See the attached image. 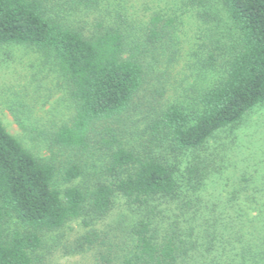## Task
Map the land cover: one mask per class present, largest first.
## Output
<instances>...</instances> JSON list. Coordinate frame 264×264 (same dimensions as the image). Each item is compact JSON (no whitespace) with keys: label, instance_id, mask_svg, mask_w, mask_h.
<instances>
[{"label":"trees","instance_id":"obj_1","mask_svg":"<svg viewBox=\"0 0 264 264\" xmlns=\"http://www.w3.org/2000/svg\"><path fill=\"white\" fill-rule=\"evenodd\" d=\"M219 1L223 35L198 12L207 38L197 62L216 75L166 100L176 12L138 18L127 0H0V45L37 49L66 85L73 112L50 145L101 159L80 187L81 162L57 170L0 121V264H48L57 251L89 253L91 264H264V180L235 174L230 145L214 141L264 104V0ZM177 2L187 10L206 0ZM56 172L70 184L61 193Z\"/></svg>","mask_w":264,"mask_h":264},{"label":"rangeland","instance_id":"obj_2","mask_svg":"<svg viewBox=\"0 0 264 264\" xmlns=\"http://www.w3.org/2000/svg\"><path fill=\"white\" fill-rule=\"evenodd\" d=\"M127 2H129L127 7L133 12L134 17H141L146 9L153 7L173 11L179 15L174 43L177 50L176 59L170 63L169 72L161 78L166 86L164 95L166 100L180 99L188 88L211 82L216 72L203 70L197 62L202 55L198 47L207 38L205 24L198 12L206 11L212 18L210 24L217 26V30L223 35L228 31L229 22L225 19L219 0H206L203 7H190L187 10L181 8L177 0H127ZM165 66L163 63L159 69L162 70ZM72 112V104L64 81L51 62L45 61L40 51L23 44L0 45L1 123L37 158L51 159L57 170L63 168L69 161L81 162L86 168V176L75 180L73 184L85 187L101 162L99 153L91 151L74 154L71 150L51 146L49 143L51 134L62 123L68 121ZM214 141L216 143L224 141L230 145L227 153L230 169L236 167L235 174L241 173L251 177L258 175V180H264V104L252 108L234 126L233 131H221ZM67 185L70 184L63 181L61 174L56 172L52 187L61 193ZM66 230L75 234L79 227L75 222H71ZM91 263L89 253L62 256L57 251L48 264Z\"/></svg>","mask_w":264,"mask_h":264}]
</instances>
